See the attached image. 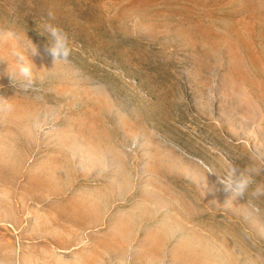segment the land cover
<instances>
[{
  "label": "rangeland",
  "instance_id": "rangeland-1",
  "mask_svg": "<svg viewBox=\"0 0 264 264\" xmlns=\"http://www.w3.org/2000/svg\"><path fill=\"white\" fill-rule=\"evenodd\" d=\"M49 11L67 63L36 31ZM256 153L264 0H0V264H264V196L202 179Z\"/></svg>",
  "mask_w": 264,
  "mask_h": 264
},
{
  "label": "clouds",
  "instance_id": "clouds-1",
  "mask_svg": "<svg viewBox=\"0 0 264 264\" xmlns=\"http://www.w3.org/2000/svg\"><path fill=\"white\" fill-rule=\"evenodd\" d=\"M47 17L48 19L42 20L36 25L37 33L46 38L43 51L52 58L53 65L58 62L67 63L72 53L69 37L60 26L52 22L54 17L51 11L47 13ZM39 51V46L30 38L23 50L15 45L11 47L12 65L11 70L8 69L7 65V72L14 88L19 86L22 89H29L34 86L36 77L30 54L37 55ZM3 107L10 108L11 105L4 103ZM249 159L251 163L243 168L232 161H225L219 172L208 169L207 176L202 178L205 189L209 187V176L214 175V186H219L220 190L226 194L225 203L241 201L248 197L264 196V184L254 182V176L262 170L260 164L264 162V155L256 153Z\"/></svg>",
  "mask_w": 264,
  "mask_h": 264
}]
</instances>
